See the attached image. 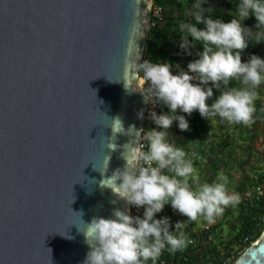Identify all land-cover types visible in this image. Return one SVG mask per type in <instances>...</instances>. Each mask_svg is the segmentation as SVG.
<instances>
[{
	"label": "water",
	"instance_id": "1",
	"mask_svg": "<svg viewBox=\"0 0 264 264\" xmlns=\"http://www.w3.org/2000/svg\"><path fill=\"white\" fill-rule=\"evenodd\" d=\"M151 5L0 0V264H83L85 224L129 210L99 181L140 143ZM231 264H264V222Z\"/></svg>",
	"mask_w": 264,
	"mask_h": 264
},
{
	"label": "clouds",
	"instance_id": "2",
	"mask_svg": "<svg viewBox=\"0 0 264 264\" xmlns=\"http://www.w3.org/2000/svg\"><path fill=\"white\" fill-rule=\"evenodd\" d=\"M203 2L196 0L193 5L196 11L192 13L196 24L204 25L203 29L191 23L179 25L181 31L187 33L180 39L181 49L191 55L188 50L194 44L188 36L192 41L203 43V50L197 53L198 58L187 64V71L173 74L169 62L152 63L147 59L137 65V72H143L142 80L149 85L148 92L169 109L168 113L160 115L155 111L150 112V118L160 129H149L146 132L148 151H144L139 142L124 144L123 168L115 169L110 177L99 181L101 188H109L128 205L143 208V216H132L128 210L114 209V219L93 217L89 223L83 222L86 227L82 232L91 248L83 264H146L148 261L156 264L166 246L175 252L185 248L188 243L187 236L180 231L185 226L184 221L178 220L170 225L168 217L155 218V214L161 212L166 204L170 203L174 211L189 221L203 217L212 223L227 206L239 201L238 194L228 191V177L223 172L217 175L215 182L198 183L193 190L189 179L198 182L199 175L193 167L192 159L187 157L183 148L169 144L166 140L167 129L174 120L178 122L181 131L189 129L185 117L176 115L178 110L188 115L195 110L205 119L219 116L230 124L247 126L254 123V101L257 98L255 89L264 81V59L251 55L247 62H242L241 53L248 46L246 37L261 43L264 30L254 33L252 28L243 26L242 21L254 16L257 21L255 27L264 29V0H240L237 6L238 18H232L227 23L206 17L204 14H210V9L201 8ZM189 73L196 74V77ZM194 78H198L199 83L194 84ZM232 78H242L246 87L228 89L227 85ZM208 84L216 89H220L221 84L225 86V90L211 105L207 101L213 96V88L202 87ZM141 92L145 94V102L149 103L147 92ZM138 116L143 118V113ZM111 121L115 122L114 126H110L113 138L116 133H124L119 118ZM129 128L135 129L134 126ZM143 130L141 128L136 132ZM117 147L112 142L107 144V149L112 151ZM109 161L110 156L106 155L103 171L98 170L102 177ZM164 170L174 173V176L164 174ZM170 227H174L175 233L169 230Z\"/></svg>",
	"mask_w": 264,
	"mask_h": 264
},
{
	"label": "trees",
	"instance_id": "3",
	"mask_svg": "<svg viewBox=\"0 0 264 264\" xmlns=\"http://www.w3.org/2000/svg\"><path fill=\"white\" fill-rule=\"evenodd\" d=\"M195 2L196 0H152V6H160L162 18L153 25H149L144 43V52L140 63L146 59L152 63L169 62L172 64L173 74L187 71V64L193 59L198 58L197 53L203 50V43L200 41H192L190 36H188V39L194 44V47L188 50L191 52V55L179 46L181 37L187 35L186 32L181 31L179 27L180 23H191L198 29L204 28L202 23L196 24L194 16L192 15V13L196 11L193 7ZM239 3L240 0H204V2L201 3V8L210 9V14L205 12L204 15L206 17L210 16V18L214 20L220 19L227 23L230 22L232 18H238L237 6ZM256 23L257 21L254 16H249V18L242 21V25L252 28L254 33L264 30L257 29L255 27ZM246 39L248 41V46L241 53V61L247 62L251 55H256L264 59V39L261 40V43H255L252 37H246ZM138 74L143 77L142 71ZM189 74L196 77L194 73ZM192 82L197 84L199 80L198 78H194ZM202 87L213 88V96L207 101L209 105L216 100L221 91L225 90L223 84H221L220 89H216L211 84L202 85ZM244 87L246 86L242 83V78H232L227 85L228 89H242ZM255 91L263 96L264 101V81H262ZM259 99L255 100L257 101V106H255V112L253 114L254 123L247 126H242V124H240L238 128V133L242 130V133L240 135L238 134L239 138H243L241 149L246 150L249 156L252 154L251 151H249V143L257 137V134H260L262 137L261 142L264 148V103L260 104L261 101ZM157 102L165 107L166 113L169 112L168 107L164 105L162 101ZM176 115H183L185 117L188 121L189 129L187 131H181L178 127V122L174 120L172 126L167 129L168 135L166 140H172V145L183 148L187 153V157L192 159L194 166H200V164L203 163L204 166L202 168L204 173L200 175L198 183H213L216 181L215 177H217V173L223 172L228 177V184L231 186L229 192L238 194L239 201L238 203L227 206L220 217L214 219L211 229L216 227L217 229L212 234L210 240L200 238L193 246L181 252L165 250L163 256L167 264L213 263L227 255L228 251H230L237 242L246 237L247 240L243 243V250L244 247L254 240L261 232L264 222V152L261 157L257 159L261 161L262 165L258 166L250 163L248 167L245 168L241 166L244 160L249 158V156L235 159V149L233 148V146H235V139L231 134L219 138L218 142L214 146H208L207 150H204L203 147L188 149L186 146L189 143L190 136L194 137V134L205 125L206 119L202 118L199 112L195 110L191 115L178 110ZM233 130L235 129L233 128ZM198 156H201V160L196 159ZM250 157H252V155ZM236 167L239 170V174L231 183V172L236 170ZM164 172H167L168 175L171 176L172 172L168 170H164ZM189 184L192 187L193 184L190 182ZM257 184L261 185L263 188L261 195L252 197L249 200L244 199V192ZM170 208H172L171 204H166L163 210L157 213V215L174 218V216L170 214ZM199 219L201 222L205 220L203 217ZM197 223L198 221H189L190 226H195ZM239 253L235 255V258ZM179 254L181 255L179 256ZM146 264H151V261L146 262Z\"/></svg>",
	"mask_w": 264,
	"mask_h": 264
},
{
	"label": "built area",
	"instance_id": "4",
	"mask_svg": "<svg viewBox=\"0 0 264 264\" xmlns=\"http://www.w3.org/2000/svg\"><path fill=\"white\" fill-rule=\"evenodd\" d=\"M162 18V12H161V8L158 5H151V11H150V20H149V25H153L154 23L158 22L159 20H161ZM143 87L147 92V96H148V100L149 103H146V108H145V112H144V116H143V120H142V129H144L143 131H141V135H140V144L143 145V150L147 151L148 149V141L145 139V135L146 132L149 129H155V130H159L160 128L155 125V123L152 121V119L150 118V112L155 111L157 113V115L160 114H166V110L165 107L160 105L151 95L150 92H148V87L149 85L147 83L143 82ZM167 142L169 144H172V140H167ZM153 166H155V164H153ZM263 191V188L261 185H253L252 187H250L249 189H247L244 192V199H251L252 197H257L258 195H261ZM143 208L137 209L134 206H130L129 205V210L128 213L132 216H143ZM170 214L174 216V218H169V223L170 225H174L176 221L180 220V221H184V227L180 230L183 231L184 234L187 236L188 238V243L187 246L185 248H183L182 250L193 246L196 241L198 239H204V240H210L212 237V234L214 233V231L217 229H211L212 227V223L207 222V220H204L201 223H197V225L195 226H190L189 225V221L187 220V217H184L182 215H180L178 212L173 211L172 208L169 209ZM155 218L156 219H160L163 218L160 215H157V213L155 214ZM170 231H173L175 233L176 230H174V227H170L169 229ZM246 237H244L241 241L237 242L236 245H234L230 251H228V254L223 256L220 260L215 261V262H207V264H229L233 261V259L235 258V255L239 252L242 251V247H243V243L246 241ZM245 248V247H244ZM165 250H169L168 246H166ZM163 250V252L165 251ZM182 250H177V251H182ZM162 252L161 256L159 257V259L157 260L156 264H167L165 259H164V253ZM222 253V252H221ZM181 254H179L180 256Z\"/></svg>",
	"mask_w": 264,
	"mask_h": 264
},
{
	"label": "crops",
	"instance_id": "5",
	"mask_svg": "<svg viewBox=\"0 0 264 264\" xmlns=\"http://www.w3.org/2000/svg\"><path fill=\"white\" fill-rule=\"evenodd\" d=\"M263 103H264V101L260 102V104H263ZM254 106H257V101H254ZM205 121H206L205 125L202 128H200L196 134H194V137L190 136L189 143L186 146V147H188V149L198 148V147L202 148L203 147V149L206 150L205 149L206 145H208L209 147L211 145L214 146L218 142L219 138L225 137L227 134L228 135L231 134V136L233 135L234 139H235L234 140L235 146H233L235 148V152H234L235 153V159L244 158V157L249 156L246 153V150L241 149V147L243 145V142H242L243 138H239L238 136L235 137V134L238 133V128H239L240 124H230L226 120H222L219 116L206 118ZM242 126H244V125L242 124ZM233 128L235 130H233ZM253 143H254L253 140L249 143V145H250L249 151H251L252 157H250L251 156L250 155L249 158L246 159L247 163H245V166L242 165L241 167L247 168L250 163H253V164L259 166L260 161L257 160L258 158H256V155H255L256 153H254L255 147L253 148ZM247 152H248V150H247ZM196 159H198V158H196ZM200 166L203 167L204 166L203 163H201ZM234 172H237V174H235ZM233 174H235V175H233ZM238 174H239V170L236 167V170L231 172V180H230L231 183H232V181H234L238 177ZM199 180H198V182H199Z\"/></svg>",
	"mask_w": 264,
	"mask_h": 264
},
{
	"label": "rangeland",
	"instance_id": "6",
	"mask_svg": "<svg viewBox=\"0 0 264 264\" xmlns=\"http://www.w3.org/2000/svg\"><path fill=\"white\" fill-rule=\"evenodd\" d=\"M260 98V99H259ZM256 99H259L260 101H263V96L262 95H259L258 94V92H257V98ZM261 124H262V122H261ZM261 124H260V126H261ZM242 133V130H240V132L239 133H237V134H235V137L236 136H238L239 137V135ZM239 134V135H238ZM261 139H262V137L260 136V134H257V137L255 138V139H253V141H254V143H253V148H254V150H255V152L254 153H256L255 155H256V158H260L261 157V155H262V153L264 152V148H263V144H262V142H261ZM207 148H208V145H206L205 146V149L207 150ZM234 148V147H233ZM235 149V148H234ZM147 151H148V149H147ZM242 156V155H241ZM221 157V156H220ZM239 157V156H238ZM222 158V157H221ZM198 159L199 160H201V156H198ZM260 161V160H259ZM245 163H247V160H244V162H243V166H245ZM259 165H262V163H261V161L259 162ZM193 167L197 170V173H198V175H199V178H200V175H202V173L204 172V170H203V168L201 167V166H194L193 165ZM219 173H221V172H218L217 173V175L219 174ZM235 174H237V172H234ZM164 174H167L168 175V173L167 172H164ZM235 174H233V175H235ZM172 176H174V173H171V176L170 177H172ZM178 179H179V177H177ZM216 178V177H215ZM189 182L191 183V184H193L192 185V188H193V190H195L196 189V187L198 186L197 185V181H195V180H192V179H189ZM228 191L231 189V186L228 184ZM172 212H174V210L172 211ZM220 217V215L219 216H217V218H219ZM198 222H200V219H198L197 220ZM224 229V228H223Z\"/></svg>",
	"mask_w": 264,
	"mask_h": 264
}]
</instances>
